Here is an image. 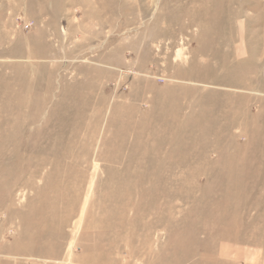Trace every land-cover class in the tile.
<instances>
[{"label": "rangeland", "instance_id": "obj_1", "mask_svg": "<svg viewBox=\"0 0 264 264\" xmlns=\"http://www.w3.org/2000/svg\"><path fill=\"white\" fill-rule=\"evenodd\" d=\"M0 264H264V0H0Z\"/></svg>", "mask_w": 264, "mask_h": 264}]
</instances>
